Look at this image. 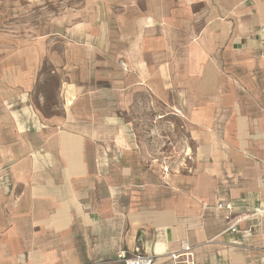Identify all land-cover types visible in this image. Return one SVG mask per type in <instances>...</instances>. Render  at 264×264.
<instances>
[{
    "label": "crops",
    "instance_id": "crops-1",
    "mask_svg": "<svg viewBox=\"0 0 264 264\" xmlns=\"http://www.w3.org/2000/svg\"><path fill=\"white\" fill-rule=\"evenodd\" d=\"M89 2L61 52L0 37V264H264V216L227 231L264 209V0ZM140 98L180 125L187 172L141 168Z\"/></svg>",
    "mask_w": 264,
    "mask_h": 264
},
{
    "label": "rangeland",
    "instance_id": "rangeland-1",
    "mask_svg": "<svg viewBox=\"0 0 264 264\" xmlns=\"http://www.w3.org/2000/svg\"><path fill=\"white\" fill-rule=\"evenodd\" d=\"M90 4L89 0H0V37L10 45L40 42L61 52V44L68 41L64 30L87 17ZM59 85V73L46 61L34 93L37 107L45 116L61 111ZM158 108L140 98L126 117L140 129L138 137L148 156L147 161H141V168L154 165L165 175L187 172L192 165L187 140L176 120L170 118V129L157 127L164 125Z\"/></svg>",
    "mask_w": 264,
    "mask_h": 264
},
{
    "label": "built area",
    "instance_id": "built-area-1",
    "mask_svg": "<svg viewBox=\"0 0 264 264\" xmlns=\"http://www.w3.org/2000/svg\"><path fill=\"white\" fill-rule=\"evenodd\" d=\"M261 36L264 37V27L261 29ZM218 208L222 209L225 208L227 210H232L233 205L231 203L227 204H219ZM255 216H264V209L261 207L255 208L254 212L251 214L242 216L238 219H236L235 222H233L229 228L227 229L228 232L231 233H237L239 232V225L241 222L246 220L249 217H255ZM181 255L190 257L191 256V249L189 247H186L184 249V252L182 254H173L171 257L174 259H178ZM118 259L122 261L124 264H154V257L150 255H145L141 253V250L139 248L136 249L135 255L132 257L127 256L125 253H121L118 255Z\"/></svg>",
    "mask_w": 264,
    "mask_h": 264
}]
</instances>
